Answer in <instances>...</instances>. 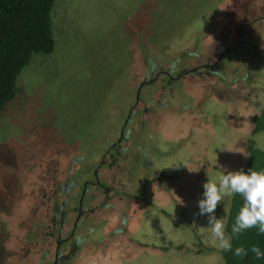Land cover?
<instances>
[{"label":"rangeland","instance_id":"rangeland-1","mask_svg":"<svg viewBox=\"0 0 264 264\" xmlns=\"http://www.w3.org/2000/svg\"><path fill=\"white\" fill-rule=\"evenodd\" d=\"M54 9V51L33 56L22 71L15 99L0 111V264L13 258L26 264V246L47 247L52 212L58 213L62 197L56 184L61 175L62 180L80 176L68 168L73 156L105 149L106 135L101 134L113 137L127 117L151 53L167 69L183 52L180 63L187 68L218 57L219 67L227 68L226 78L243 68L242 80L236 73L234 84L227 86L222 76L213 81L192 71L180 81L186 103L195 101L198 108L195 113L169 112L162 124L167 118L180 119L163 128L175 141L179 138L171 147L186 149L187 173L171 184L172 190L170 180H148V168L142 177L137 175V190L130 199L131 208L138 210V227L129 231L132 242L111 247L108 240L106 256L101 254L99 260L224 264L207 218L198 215L197 201L207 179H216L222 169L243 168L249 139L264 149V131L253 134V119L264 111V0H56ZM246 31L243 43L230 51L229 43ZM210 103L218 104L222 113L210 117L205 109ZM200 109L207 112L204 119ZM135 164L123 163L121 169L131 174ZM82 188L79 185L76 193ZM228 211L225 199L216 215L227 219ZM121 235L128 240L127 233ZM42 236L51 239L42 241ZM30 252L41 254L42 248Z\"/></svg>","mask_w":264,"mask_h":264},{"label":"flooded vegetation","instance_id":"flooded-vegetation-1","mask_svg":"<svg viewBox=\"0 0 264 264\" xmlns=\"http://www.w3.org/2000/svg\"><path fill=\"white\" fill-rule=\"evenodd\" d=\"M246 33L247 31L238 41L229 43L227 48L231 49L230 51L237 49L245 40ZM224 51L222 55H225ZM182 55L184 52L173 58L167 69L162 67L165 64L157 61L155 53H151L149 60H144L147 61V66L144 68L143 79L135 88L134 100L130 104L127 117L124 116L120 126L115 127L113 137L108 133L101 134V136L106 135L105 149L101 150L97 147L74 155L68 168L80 171V176L70 175L64 180H62V175L60 176L59 185L56 184L62 196L60 207L58 213L57 210L52 212L54 220L49 224L52 231L47 233L52 239L51 237H39L42 241L51 239L47 247L37 246V243L26 246L30 259L26 261V264H104L105 261L99 259L101 254L106 256L104 251L110 244L108 240L111 239V247L121 246L128 241L132 242L129 239L131 238L129 237L130 227H138L135 218L138 210L137 207L136 211L131 208L132 203L130 202L134 196L131 192L137 190L135 185V181L138 180L137 175L143 171L147 173L148 168L150 174L148 180L152 177L170 180V187H168L169 183H166V186L172 190L171 184H176V181H180L183 174L187 173L185 165L188 163L186 158L188 155L181 153L176 157L175 149L170 146L175 142L174 135L169 134L168 128H163L172 121L180 122V119L167 118L168 122L162 124L169 112L172 114L186 111L195 113L198 108L195 101L192 104L186 103V93L181 90L180 81L189 72L194 71L200 76L203 73L209 75L213 81L220 80L222 76L225 84L230 86L234 84L236 73L239 75L243 68L238 71L234 70L232 73L230 71L232 76L226 78L227 68L219 67L218 57L207 64L187 68L183 66V62L180 63ZM190 55L193 54L190 53ZM239 79L242 80V76L239 75ZM138 107L140 110L137 109ZM205 109L209 110L210 117L222 113V108L214 103L207 104ZM204 113L207 112L199 110L202 119H204ZM187 120L188 118L185 121ZM208 136L209 140H212L213 134L210 133ZM218 147L222 150V145ZM182 150L186 151L184 148ZM70 161L62 163L59 167L66 166ZM89 163H94L92 165L96 166L93 168ZM123 163H136L135 167L131 168V174H124L121 169ZM172 168L173 171L176 169L174 174L169 172ZM154 170H156V175H154ZM142 175L143 173L139 177ZM78 176L80 181L76 179ZM164 176L169 179H165ZM79 185H83V188L76 193ZM149 193L154 194L152 190ZM127 196L129 198H126ZM123 200L126 204L120 206ZM105 215H107L106 219H100ZM109 222L111 224H108ZM110 232L111 236L108 235ZM123 232L128 234V240L123 239L124 236L121 235ZM116 233L119 234L116 235ZM93 243H98L100 247L93 249L95 247H92ZM34 248H42V253H31L30 250ZM48 248L52 251H48Z\"/></svg>","mask_w":264,"mask_h":264},{"label":"trees","instance_id":"trees-1","mask_svg":"<svg viewBox=\"0 0 264 264\" xmlns=\"http://www.w3.org/2000/svg\"><path fill=\"white\" fill-rule=\"evenodd\" d=\"M55 4L56 0H0V111L15 99L22 71L33 56L54 51L57 43ZM253 121V134L264 131V111ZM246 149L247 161L243 169L264 170V149L252 138L246 142ZM242 204L243 199L239 195L229 200L226 219L229 233ZM232 244L233 249L238 246L248 249L258 244L264 251V236L257 235V229L252 228L233 239ZM220 254L224 264H264V259H255L250 251L243 259L233 256L232 252ZM6 262L18 264L14 258L11 263Z\"/></svg>","mask_w":264,"mask_h":264},{"label":"clouds","instance_id":"clouds-1","mask_svg":"<svg viewBox=\"0 0 264 264\" xmlns=\"http://www.w3.org/2000/svg\"><path fill=\"white\" fill-rule=\"evenodd\" d=\"M236 195L242 197L243 204L238 209L229 233L226 219L218 217L216 209L225 199L230 200ZM197 207L198 215L207 218L211 238L220 252H232L233 256L243 259L250 251L255 259H264V251L258 244L248 249L244 246L233 249L232 244L233 239L248 229L256 228L257 235L264 236V170H220L216 179H207L203 184Z\"/></svg>","mask_w":264,"mask_h":264},{"label":"crops","instance_id":"crops-1","mask_svg":"<svg viewBox=\"0 0 264 264\" xmlns=\"http://www.w3.org/2000/svg\"><path fill=\"white\" fill-rule=\"evenodd\" d=\"M179 139V138H178ZM176 142V141H175ZM174 142V143H175ZM189 142V141H188ZM187 142V143H188ZM185 146V145H184ZM174 149H175V154H176V157H177V155L178 154H183V153H185V155L187 154V152H185L184 150H182L183 148L181 147V146H176V147H174ZM187 158V157H186Z\"/></svg>","mask_w":264,"mask_h":264}]
</instances>
